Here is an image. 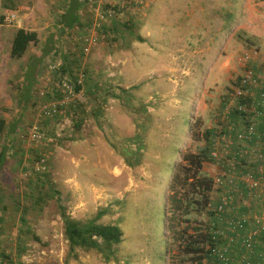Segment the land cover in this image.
Returning <instances> with one entry per match:
<instances>
[{
	"label": "rangeland",
	"instance_id": "rangeland-1",
	"mask_svg": "<svg viewBox=\"0 0 264 264\" xmlns=\"http://www.w3.org/2000/svg\"><path fill=\"white\" fill-rule=\"evenodd\" d=\"M67 6L0 0V148L7 146L0 251L11 259L4 264H170L171 215L177 229L229 233L214 210L226 189H243L227 171L259 163L233 156L234 130L246 123H233L240 101L233 93L248 70L264 73V0H81L72 27L61 23ZM18 28L37 40L15 58ZM28 72L31 93L22 101ZM202 150L208 156L198 175L212 179L208 204L195 194L188 214L172 212L176 165L184 152ZM49 184L71 217L85 221L102 210L98 222L120 226L109 261L69 249L57 203L45 194ZM242 253L231 250L232 264H242Z\"/></svg>",
	"mask_w": 264,
	"mask_h": 264
},
{
	"label": "trees",
	"instance_id": "trees-1",
	"mask_svg": "<svg viewBox=\"0 0 264 264\" xmlns=\"http://www.w3.org/2000/svg\"><path fill=\"white\" fill-rule=\"evenodd\" d=\"M80 7L81 0H68V6L61 18L63 26L72 27L77 23ZM36 40L37 34L35 31L25 30L24 28L16 29L11 41L10 56L15 58L21 57L29 43ZM28 71L32 72V69H28ZM29 72L25 74L26 84L24 86L22 101H26L28 95L31 93L30 87L33 80H29ZM76 89H79V87ZM97 108L100 109V106H97ZM81 121L82 119L79 118L75 121V125L79 127ZM14 126L15 124L9 131H13ZM4 127L5 120L0 117V132ZM6 151L7 146L3 145L0 148V170L6 161ZM207 154L208 151L205 150L198 153L184 152L182 154L181 161L176 165L178 172L173 175L168 185V205L172 212L180 210L182 214H188L190 212V205L193 203L192 197L195 194L201 196L205 206L208 204V191L211 190L212 179L198 175L204 158L208 156ZM179 174L182 175L181 180L178 178ZM178 184H182V187L179 188L183 192L177 190ZM45 194L48 198L55 199L57 203L59 215L63 223L64 236L69 244V249L71 251L74 248L95 250L101 254L103 260L109 261L113 256L114 247L122 240L120 226L115 223L98 222V219L103 214L102 210L93 218L85 221L77 220L66 212L65 206L61 202L59 191L56 188L49 184L48 192ZM194 203L200 205L198 200H194ZM174 217L171 215L167 218V228L171 232L170 237L172 242L176 243L177 240L175 246L168 248L169 252H173L175 251L174 247H176V252L170 254V264H217L219 260L212 252L215 244L212 234L207 230L201 229H196L193 233L188 232L185 228L177 229L176 226L179 225L180 220H174ZM21 221L23 223L26 221L24 214L21 216ZM185 221H188V219ZM5 260L11 261L10 256L0 251V264H4Z\"/></svg>",
	"mask_w": 264,
	"mask_h": 264
},
{
	"label": "built area",
	"instance_id": "built-area-1",
	"mask_svg": "<svg viewBox=\"0 0 264 264\" xmlns=\"http://www.w3.org/2000/svg\"><path fill=\"white\" fill-rule=\"evenodd\" d=\"M14 17V13L10 12L4 20L9 24ZM233 98L240 100L236 104L239 112L238 120L246 121L237 129L230 128L235 129L233 138L240 144L239 149L233 152V156L234 158L250 156L259 163L246 171L238 172L235 166L227 171L226 176H231L232 179L229 180L230 183L236 181L243 190L227 191L226 189L219 198L214 217L215 220L222 221L230 232L222 236L224 231L220 227L209 231L215 240L212 252L220 264H232V249L243 252L240 255L242 264H264V110L258 108L264 106V80L252 70H248L243 75L240 86L234 88ZM245 101L248 103L247 107ZM252 115L260 119L262 130L256 129L253 117H249ZM223 137L226 139L229 137L232 142L230 135L224 134ZM218 181L220 178L216 179V182ZM245 190L247 197L243 192ZM255 202H257L256 206ZM252 256H255L257 262L250 261Z\"/></svg>",
	"mask_w": 264,
	"mask_h": 264
},
{
	"label": "crops",
	"instance_id": "crops-1",
	"mask_svg": "<svg viewBox=\"0 0 264 264\" xmlns=\"http://www.w3.org/2000/svg\"><path fill=\"white\" fill-rule=\"evenodd\" d=\"M258 76H260L262 78V80H264V73H258ZM258 108L264 110V106L263 107H258ZM249 117H253L254 122H255L256 129L258 131L262 130L261 123H260V119L257 118L255 115H252V116H249ZM233 120L235 121L233 123L235 125H237L238 124V121H239L238 120V117H233ZM256 204H257V202L254 203L255 206H256ZM257 208H258V206H257ZM248 211H249V209H248Z\"/></svg>",
	"mask_w": 264,
	"mask_h": 264
}]
</instances>
